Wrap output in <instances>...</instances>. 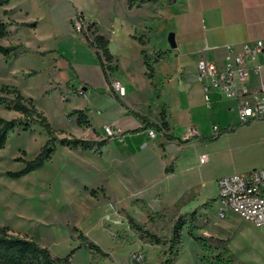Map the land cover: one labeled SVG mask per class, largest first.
I'll return each instance as SVG.
<instances>
[{
	"label": "crops",
	"instance_id": "1",
	"mask_svg": "<svg viewBox=\"0 0 264 264\" xmlns=\"http://www.w3.org/2000/svg\"><path fill=\"white\" fill-rule=\"evenodd\" d=\"M64 1L71 7L73 14L79 11L72 0ZM117 1L121 5L120 11L111 10L108 13L104 31L93 20L91 12L90 15L81 12L84 24L95 23L96 32L108 41L112 55L110 65L114 66V70L107 76L102 71L95 50L80 41L77 35L75 38L78 42L95 55L93 62L71 60L54 50L42 49L38 20H35V27H24L11 25L7 18L6 23H10L7 26L8 34L0 37V42L3 41L0 45L22 43L26 51L14 59L26 55L46 59L44 69L50 76L48 83L59 82L53 75L63 72V82L69 81L79 87L84 98L80 109L93 127L110 124L118 129L119 139L114 142V156L115 167L119 170L112 175L108 173V180L112 178L117 190H122V193L129 191L147 210L172 208L178 213H186L185 209L179 210L184 204L181 195L203 184L204 173L211 174L216 185L222 175L264 167V119L241 123L237 100L211 91L210 101L206 102L201 84L196 79L198 59L220 61L224 55V45L264 39V0H133L132 7H128V0ZM12 3L13 0L1 6L3 13L6 11L5 16L12 10ZM95 4V0H87L89 8L95 7ZM56 7L52 5L47 10L53 36L57 33L53 23ZM170 32L174 36V47L167 40ZM23 33L33 34L35 44L30 45L23 39ZM159 35L161 40L157 42L155 38ZM58 57L65 62V66L60 67L56 60ZM144 58L152 66V78L146 74ZM133 60L139 63V72L146 84L140 85L126 69L120 67L121 63ZM260 61L264 64V57ZM29 70L36 69L25 71ZM16 71L17 68L9 69L7 73L12 75ZM36 71L34 76L40 73ZM112 79L120 80L125 86L124 96L119 97L113 92ZM261 82H264V66L259 75L251 76L249 86L254 90ZM162 110L167 124L164 132L170 138L164 137L163 132L157 131L155 126H146L137 115L159 126ZM229 127L232 129L226 130ZM189 128H192L193 133H189ZM150 129L155 131L153 137L148 135ZM219 131L222 132L211 138ZM107 146L108 140L102 148ZM102 148L100 155L94 149L90 152L87 151L89 149H74H78L76 152L80 154L86 152L102 158ZM201 155H205L203 162L199 160ZM129 163L131 174L124 170ZM167 166H170V170L166 172ZM120 173L128 177L131 187ZM82 185L85 189H94L90 184ZM97 185L106 188L102 183ZM142 192L148 194V205L140 197ZM195 205L193 203L189 208ZM80 242L77 239L72 247L75 249L68 264H100L99 254L87 247L78 248ZM99 248L109 255V252ZM79 250H87L86 260L74 259Z\"/></svg>",
	"mask_w": 264,
	"mask_h": 264
},
{
	"label": "rangeland",
	"instance_id": "2",
	"mask_svg": "<svg viewBox=\"0 0 264 264\" xmlns=\"http://www.w3.org/2000/svg\"><path fill=\"white\" fill-rule=\"evenodd\" d=\"M72 1L79 10L74 14L64 0H13L8 16H5L0 6V20H38L42 49L54 50L71 60L93 62L95 55L75 38V35L91 37L92 29L87 28L90 23L84 24L82 13L90 15L91 12L93 20L104 31L108 13L111 10L120 11V2L95 0V7L89 8L87 0ZM52 5L57 6L53 20L57 30L55 36L50 30L47 13L48 7ZM33 37L35 36L31 33L22 34V38L30 45L34 43ZM155 39L160 42L161 36H156ZM1 56L0 85L16 86L22 95L32 98L36 108L43 112L59 137L66 135L97 140L107 138L109 147L102 148L104 156L99 158L86 152L77 153L78 149L70 146L56 144L54 154L43 166L21 177L12 178L7 172L17 171L24 166V161L18 158L32 159L47 139L46 132L36 122L29 123L27 130H23L21 125L16 126L8 134L5 146L0 148V226H9L13 234L34 240L48 248L53 255L65 256L69 253L80 233L81 241L89 240L109 252L107 257L98 253L100 264H160L164 261L169 253V229L179 214L178 210H147L129 191L122 193V190H117L112 178L108 180L111 173L119 170L115 167L114 156V142L119 138L117 134L106 133V124L93 127L88 121L87 125L78 126L76 116L67 115L72 109H80L84 98L79 93V87L69 81L63 82V72L55 71L53 75L59 82L48 83L50 76L44 69L46 59L28 55L18 59ZM56 60L60 67L65 66L60 57ZM50 64L56 68L53 62ZM120 67L126 69L140 85L145 83L136 60L121 63ZM16 68L17 71L12 75L7 73L9 69ZM26 69H36L40 73L25 77L23 73ZM144 88L145 92L146 85ZM112 90L117 95L113 88ZM0 97L4 103H13L11 94L0 92ZM4 103H0V116L22 122L23 117L18 112L5 108ZM124 170L131 174L130 163L126 164ZM121 176L131 187L128 177ZM211 177V174L204 173L203 184L184 191L181 195L184 204L179 210H186V213L182 212L185 214V225L181 241L177 245L179 253L174 258V264H221L222 261L228 264H264V227L253 226L227 208L217 196L216 185ZM82 183L94 186L95 196L90 195L89 187L85 189ZM99 183L107 189L97 185ZM145 193L142 192L140 197L148 205V194ZM193 203L196 205L189 208ZM149 213L163 214L164 220L150 221ZM129 218L156 233L164 242L152 243L130 226ZM189 233L205 238L209 250L202 249ZM86 258L87 250H79L74 256L79 261Z\"/></svg>",
	"mask_w": 264,
	"mask_h": 264
},
{
	"label": "trees",
	"instance_id": "3",
	"mask_svg": "<svg viewBox=\"0 0 264 264\" xmlns=\"http://www.w3.org/2000/svg\"><path fill=\"white\" fill-rule=\"evenodd\" d=\"M10 1L11 0H0V6L7 5L8 3H10ZM142 1L143 0H141V2ZM127 3L128 7H132L134 4L133 0H128ZM4 13H6L5 10ZM10 23L15 24L16 26L24 27H35L37 24L35 20L32 22ZM79 23L82 24L81 21ZM87 28L92 29L91 37L87 35H79V40L86 42L89 47L95 50L102 71L104 75L107 76V71L112 72L114 70V66L110 65L112 55L108 48V41L103 35L96 32L95 23L88 24ZM7 34V23L0 20V37H4ZM138 40L140 43H142L141 38H139ZM24 51H26V48L22 43L10 44L6 46L0 45V54L6 59L17 57ZM40 55H43V53H40ZM144 66L146 68V74L148 78H152V66L145 58ZM36 73V70H29L28 72L23 73V75L25 77H30L32 75H35ZM0 92L11 94L13 96L12 104L4 103L1 97L0 103H4L5 108L14 110L23 117L22 122H16L14 119H5L0 116V148H3L5 146L8 134L13 131L14 128L18 125H21L23 130H27L29 128V123L36 122L47 134L46 141L32 159L24 160L22 158H18L19 160L24 161V166L14 172L8 171L7 174L12 178L21 177L43 166L45 162L50 160L52 155L54 154L56 144L70 146L73 148H80L82 150L94 149L99 155L101 154L100 149L107 144V138L93 140L66 135L59 137L57 131L52 128L43 112L36 108L32 98L22 95L16 86L7 84L0 85ZM67 115L76 116L75 121L78 126H84L88 124L86 115L81 109H72ZM137 115L141 117V119L146 123V126H155L157 131L163 132L164 137H171L169 134L164 132V130L167 128V124L164 120L163 110L160 112L161 124L159 126L157 124L148 122L145 117H142L139 114ZM231 129L232 127H229L226 130ZM220 132L222 131L215 133L211 138H215ZM22 153H24V151ZM169 170L170 166H167L165 168V171L167 172ZM89 193L90 195L95 196L96 191L94 189H90ZM164 217L165 216L163 214H148V218L150 221L154 219L164 220ZM129 224L140 234L148 238L152 243L160 244L164 242L163 238L147 229L144 225L136 222L133 218H129ZM184 225L185 214L179 213L173 220V224L169 229L168 257L160 264H174V258L179 253V248H177V245L181 241V232ZM189 235L201 245L202 249H204L205 251L209 250V245L207 244L205 238L191 233H189ZM77 238L82 239L80 233H78ZM77 247H87L91 250L96 251L97 253H100L103 257L108 256V254L102 252L97 245L87 240L81 241L77 245ZM74 249L75 248H73L67 255L63 257H56L50 253L48 248L39 245L34 240L26 236L13 234L9 226H0V264H68L69 257ZM217 259H220L219 256H217ZM221 264H228V262L222 261Z\"/></svg>",
	"mask_w": 264,
	"mask_h": 264
},
{
	"label": "built area",
	"instance_id": "4",
	"mask_svg": "<svg viewBox=\"0 0 264 264\" xmlns=\"http://www.w3.org/2000/svg\"><path fill=\"white\" fill-rule=\"evenodd\" d=\"M261 57H264V39L226 44L220 61L198 59L196 79L201 84L204 100L209 102L210 92L216 91L238 101L241 123L264 119V82L254 90L249 86L251 76L259 75L264 66ZM111 86L118 96L125 95L126 89L120 80L114 79ZM104 129L108 135L119 132L110 124L104 125ZM188 131L193 133L192 128ZM154 134L153 129L148 130L150 137ZM199 160L204 161L205 155H201ZM216 185L217 196L227 208L253 226L264 227V167L222 175Z\"/></svg>",
	"mask_w": 264,
	"mask_h": 264
},
{
	"label": "water",
	"instance_id": "5",
	"mask_svg": "<svg viewBox=\"0 0 264 264\" xmlns=\"http://www.w3.org/2000/svg\"><path fill=\"white\" fill-rule=\"evenodd\" d=\"M167 40H168V43H169L170 46H172V47L175 46L174 36H173V33L172 32H170L168 34Z\"/></svg>",
	"mask_w": 264,
	"mask_h": 264
}]
</instances>
